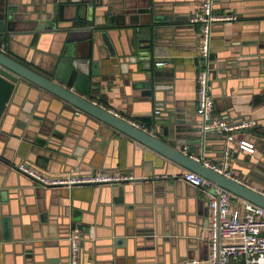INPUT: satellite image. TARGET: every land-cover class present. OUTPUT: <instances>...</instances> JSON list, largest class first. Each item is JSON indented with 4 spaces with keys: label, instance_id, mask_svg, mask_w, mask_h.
<instances>
[{
    "label": "crops",
    "instance_id": "obj_1",
    "mask_svg": "<svg viewBox=\"0 0 264 264\" xmlns=\"http://www.w3.org/2000/svg\"><path fill=\"white\" fill-rule=\"evenodd\" d=\"M114 1L116 7L124 2L135 10L151 3ZM39 3L10 1L16 15L25 17L40 11ZM154 4L159 13L177 18L163 23L169 31L159 42L161 52L165 49L169 54L160 60L172 75L171 90L158 92L155 98L141 97L117 75L109 86L101 83L106 89L97 100L148 132L157 117L154 111H167L155 105L165 98L176 102L191 123L199 120L194 61L199 33L189 16L201 0H155ZM213 11L237 16L234 21L214 24L211 32L214 59L209 89L214 112L226 120L257 122L255 128L235 135L252 142L254 151L232 144L228 172L264 193V0H213ZM82 16V5L68 4L56 29L41 34L18 22L7 54L47 76L53 54L61 47L87 43L93 24ZM172 26H176L173 32ZM123 77L128 82L134 79L130 72V80ZM14 85L16 93L0 119L2 145L6 144L4 154L0 148V264H68L67 238L74 224L83 229L79 264H181L190 258H207V201L201 189L183 181L182 167L103 122L76 113L77 109L74 112L25 80L18 79ZM24 104L32 106L26 122L18 115ZM18 122L23 126L18 127ZM206 143L202 156L219 162L224 141L213 137ZM19 163L54 177L99 172L133 178L110 184L44 187L19 174L15 167ZM232 205L239 207L240 200H233Z\"/></svg>",
    "mask_w": 264,
    "mask_h": 264
},
{
    "label": "water",
    "instance_id": "obj_2",
    "mask_svg": "<svg viewBox=\"0 0 264 264\" xmlns=\"http://www.w3.org/2000/svg\"><path fill=\"white\" fill-rule=\"evenodd\" d=\"M10 1L0 0V119L7 109L6 104L16 93L14 83L17 84L18 79L25 80L60 99L74 112L77 109L167 158L182 167L183 172L193 170L224 187L234 195L233 200L241 197L264 208V193L235 178L218 174L192 158L202 156L208 148L206 141L215 136L212 133L204 134L199 120L191 123V118L176 102H166L167 94L163 95V102L155 103L167 111L161 114L158 110L150 132L140 129L132 121L114 114L97 102L102 99L101 92L106 89L101 83L105 82L109 86L117 75L121 76L126 85L130 83L133 91L140 93L141 97L155 98L156 93L171 90L172 75L165 70L164 61L160 60V57H168L169 54L165 49L161 52L159 42L169 31L163 23L177 21L175 16L159 13L154 6L155 0L136 10L124 2H119L120 7H116L114 0H46L44 3L37 0L43 8L25 17L22 14L16 15ZM68 4L82 5L85 17L81 18L93 24L85 45L66 44L61 47L57 54H53L47 76L29 69L7 54L10 47L8 40L14 36L18 22L28 24V31L33 33L55 30ZM174 29L176 26H172L171 32ZM209 58L210 61L214 59L212 51ZM194 61L198 66L197 55ZM129 72L134 79L128 82L123 75L129 78ZM31 112L32 106L27 108L24 104L18 114L19 118L26 122ZM133 119L140 120L137 116ZM16 125L23 126L19 122ZM2 135L0 130V148L4 154L3 147L6 144L2 145ZM261 137L264 141V136ZM75 226L72 225V228ZM81 227L79 225L77 228L82 231Z\"/></svg>",
    "mask_w": 264,
    "mask_h": 264
},
{
    "label": "built area",
    "instance_id": "obj_3",
    "mask_svg": "<svg viewBox=\"0 0 264 264\" xmlns=\"http://www.w3.org/2000/svg\"><path fill=\"white\" fill-rule=\"evenodd\" d=\"M236 19L237 16L234 14H216L213 11V0H201L200 7L189 16V22L198 26L199 33L196 113L199 116L202 132L204 134L212 133L213 136L224 141L223 155L219 162L209 161L203 156H192V158L204 167L230 178H233L228 172L232 144H235L240 150L250 153L254 151L252 142L236 139L235 135L255 128L257 122L253 119L231 121L215 114L214 101L209 89L212 69L209 55L213 25ZM79 112L77 110L76 113ZM154 113L158 114L159 111L155 110ZM135 125L139 127L138 124ZM16 170L34 183L44 187L110 184L133 178L129 175L99 172L54 177L43 174L25 163L17 164ZM182 179L188 185L201 189L207 201L208 255L204 260L190 258L183 260L181 264H264V208L241 197L235 199L240 200V206L234 207L232 205V196L234 195L229 190L193 170H185ZM67 240L69 245L68 264H79L82 240L80 229L72 228Z\"/></svg>",
    "mask_w": 264,
    "mask_h": 264
}]
</instances>
